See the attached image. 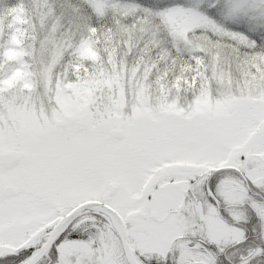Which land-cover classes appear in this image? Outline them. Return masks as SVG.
Returning <instances> with one entry per match:
<instances>
[{
	"label": "snow or ice",
	"instance_id": "6c2138e0",
	"mask_svg": "<svg viewBox=\"0 0 264 264\" xmlns=\"http://www.w3.org/2000/svg\"><path fill=\"white\" fill-rule=\"evenodd\" d=\"M0 264H264V0H0Z\"/></svg>",
	"mask_w": 264,
	"mask_h": 264
},
{
	"label": "trees",
	"instance_id": "16d2710c",
	"mask_svg": "<svg viewBox=\"0 0 264 264\" xmlns=\"http://www.w3.org/2000/svg\"><path fill=\"white\" fill-rule=\"evenodd\" d=\"M7 2H8V3H12V2H14V0H7Z\"/></svg>",
	"mask_w": 264,
	"mask_h": 264
}]
</instances>
